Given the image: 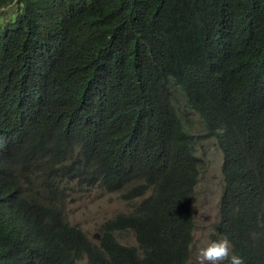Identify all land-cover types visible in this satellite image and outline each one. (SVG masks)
<instances>
[{
  "label": "trees",
  "instance_id": "1",
  "mask_svg": "<svg viewBox=\"0 0 264 264\" xmlns=\"http://www.w3.org/2000/svg\"><path fill=\"white\" fill-rule=\"evenodd\" d=\"M210 3L215 10L201 13ZM224 14L232 18L227 30ZM170 65L184 108L156 105ZM196 112L221 131L226 152L212 239L227 237L245 264H264V0H0L3 196L31 191L56 204L52 175L60 172L50 158L7 144L4 121L18 123L20 138L36 151L66 155L83 142L84 158L120 159L107 176L146 178L153 188L144 202L145 224L130 223L148 239L144 254L129 248L126 256L111 239L109 261L96 255L92 264L189 260L202 167L198 142L187 136ZM154 119L169 121L167 130L160 132ZM246 130L256 140L251 159L234 160L229 151ZM6 221L1 206L0 239L15 263L35 252L67 264L59 252L34 251L9 236ZM105 238H113L112 226Z\"/></svg>",
  "mask_w": 264,
  "mask_h": 264
},
{
  "label": "clouds",
  "instance_id": "2",
  "mask_svg": "<svg viewBox=\"0 0 264 264\" xmlns=\"http://www.w3.org/2000/svg\"><path fill=\"white\" fill-rule=\"evenodd\" d=\"M208 10H215L211 7V3L204 7L201 13L207 14ZM210 21L215 22L214 19ZM224 22L226 25L225 30L233 27L232 18L226 14H224ZM204 27L209 32L208 20H206ZM171 70L172 65H170L168 70L164 69V78L157 85L156 96L160 95V98L156 105L161 109H167L174 103H178L179 108L185 107L184 100L180 97L181 93L176 88L175 81L171 76ZM147 111L150 116V108ZM153 122L157 125L160 132L167 130L169 125V121L159 122L154 119ZM191 123L192 125L187 130L188 139L197 141L195 148L197 150V146H199L203 154L205 145L212 144L221 154L220 168H222L224 174L223 164L226 152L221 142V131H214L213 128L208 127L200 112H196L192 116ZM4 125L7 144L17 145L20 152L29 156H46L50 158L54 166L60 171L52 175L57 182V189L55 188L57 197L52 199L56 204L45 203L44 197L33 196L31 191H23L22 194L17 191L10 193L11 195L3 196V192L8 191L0 184V207L2 206L4 217L7 220L5 224L9 231V236L30 245L34 248V251L35 249L44 251L51 249L53 252H59L58 254L67 261V264H92V259L96 255H100L109 261L111 254L108 242L111 239H115L120 246L125 248L123 253L126 256V251L130 250L129 248H133L132 251L138 255L144 254L143 243L148 239L139 236L138 231L130 226V223L135 220H143L145 224L146 211L144 202L154 194L153 188L148 186L146 178L130 176L124 179V175L120 172L114 173V177L107 176L106 172L112 169L120 159L111 160L102 154L84 158L83 142L76 141L66 155L54 156L47 150L36 151L27 139L20 138L23 131L20 130L18 123L4 121ZM258 128V126H255L250 129L256 130ZM249 133L246 130L244 136L232 145L229 151L230 158L234 160L251 159L250 151L256 145V140L250 138ZM2 144L3 140L0 137V149ZM125 149L126 145H123V154ZM195 154L200 157L198 151ZM203 162L202 160L199 183L205 169ZM42 166L48 168L49 164L43 163ZM41 171L43 172V169ZM92 187H97L105 192L115 193L123 201L132 204L129 211L117 213L107 219V224L103 231L99 228L97 229L98 232H101L99 241L89 237L81 225L73 220L67 205V196L70 191L77 188L80 190L79 192H86ZM19 196L20 201L15 203L16 200H19ZM108 226L113 227V238L104 239ZM121 231L127 235H133L135 244L131 245L120 241L118 234ZM71 234L78 236V239L76 241L72 240ZM4 244L0 239V264H56L53 256H50V259H43L35 252L30 255V259L15 263L11 252ZM231 248V243L227 237L208 240L199 249L200 262L201 264H204V262L218 264L219 261L227 258L229 264H245L242 256L235 253L232 254Z\"/></svg>",
  "mask_w": 264,
  "mask_h": 264
},
{
  "label": "rangeland",
  "instance_id": "3",
  "mask_svg": "<svg viewBox=\"0 0 264 264\" xmlns=\"http://www.w3.org/2000/svg\"><path fill=\"white\" fill-rule=\"evenodd\" d=\"M197 151L204 161L205 169L194 198V237L191 255L185 264H201L199 249L204 245V242L212 240L213 234L217 231L220 198L225 186L224 174L220 168L221 154L217 149L212 144H206L203 149L204 154L199 146H197ZM79 191L76 188L68 194V208L73 220L81 225L89 237L98 241L101 232H98L97 229L103 231L107 219L117 213L127 212L132 207V204L123 201L117 194L105 192L97 187H92L86 192ZM118 237L123 243L135 244L133 235H127L121 231ZM204 264H208V262H204ZM218 264H229V262L225 258Z\"/></svg>",
  "mask_w": 264,
  "mask_h": 264
},
{
  "label": "bare ground",
  "instance_id": "4",
  "mask_svg": "<svg viewBox=\"0 0 264 264\" xmlns=\"http://www.w3.org/2000/svg\"><path fill=\"white\" fill-rule=\"evenodd\" d=\"M43 145V144H42Z\"/></svg>",
  "mask_w": 264,
  "mask_h": 264
}]
</instances>
